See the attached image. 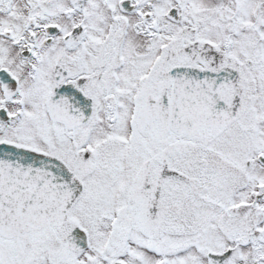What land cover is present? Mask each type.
I'll return each mask as SVG.
<instances>
[{"label": "snow or ice", "instance_id": "snow-or-ice-1", "mask_svg": "<svg viewBox=\"0 0 264 264\" xmlns=\"http://www.w3.org/2000/svg\"><path fill=\"white\" fill-rule=\"evenodd\" d=\"M0 264H264V0H0Z\"/></svg>", "mask_w": 264, "mask_h": 264}]
</instances>
